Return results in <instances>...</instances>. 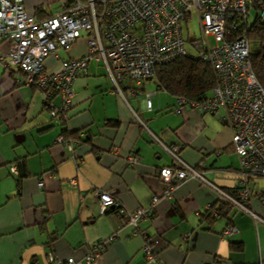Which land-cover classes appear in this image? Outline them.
<instances>
[{
	"label": "crops",
	"instance_id": "crops-1",
	"mask_svg": "<svg viewBox=\"0 0 264 264\" xmlns=\"http://www.w3.org/2000/svg\"><path fill=\"white\" fill-rule=\"evenodd\" d=\"M68 2L25 0V6L42 21ZM9 47L3 42L0 51ZM87 51L82 38L70 51L60 49L47 69L59 71L63 61ZM15 77L0 65V264H47L48 253L86 264L89 245L101 240L105 251L98 264H147L143 237L133 236L117 209L101 214L96 190L132 211L161 195L153 219L141 223L142 230L161 240L156 264H264V178L250 181L249 207L261 221L233 207L225 209L227 217L214 216L207 206L219 208L217 193L198 179L164 196L167 185L159 178L172 157L151 133L178 147L180 157L211 183L236 191L240 160L233 132L220 120L222 112L201 114L189 106L177 111L178 97L156 78L146 80L142 89L125 80L120 93L104 65L93 61L74 83L73 107L63 122L50 116L40 90L18 85ZM147 93H156L151 111ZM53 102L61 104L59 97ZM65 132L73 150L55 142ZM132 156L139 162L130 165ZM12 165L18 176L11 173ZM227 227L237 233L224 237Z\"/></svg>",
	"mask_w": 264,
	"mask_h": 264
},
{
	"label": "built area",
	"instance_id": "built-area-1",
	"mask_svg": "<svg viewBox=\"0 0 264 264\" xmlns=\"http://www.w3.org/2000/svg\"><path fill=\"white\" fill-rule=\"evenodd\" d=\"M253 10L256 14L251 22ZM194 15L200 21L201 38L193 37L187 42L183 25ZM258 19H264V0H70L62 12L42 21L27 10L25 0H0V45L3 42L10 45L7 52L0 51V65L16 74L18 85L40 90L50 116L66 122L73 107L74 83L87 73L93 61L104 65L120 93L125 80L142 89L146 80L156 78L159 66L179 58L192 56L206 62L216 81L211 96L203 100L179 97L177 111L189 106L201 114L223 113L220 120L232 130L233 147L240 160L239 186L234 193L217 187L180 157L178 147L165 145L151 133L154 141L172 157V165L159 171L160 180L167 185L164 196L171 195L172 189L182 182L198 179L217 193L218 202L228 203L261 221L249 207L253 196L250 181L264 178V89L252 68V42L247 36ZM82 38L88 42L83 57L63 61L59 71L47 69L45 61L50 56L57 55L60 49L70 51ZM155 94H146L149 111ZM56 97L61 98L60 106L53 102ZM55 142L69 150L75 146L63 135ZM138 162V157L129 158L130 165ZM10 171L19 175L16 165ZM94 193L100 213L117 209V215L133 228V236L143 237L142 252L147 264H156L161 240L142 230L141 223L153 219L161 195H155L147 207L132 211L108 192ZM207 209L219 216L212 204ZM235 233L237 229L227 227L223 236ZM105 242L89 245L83 261L98 264ZM46 262L82 264V260L60 259L53 253L47 254Z\"/></svg>",
	"mask_w": 264,
	"mask_h": 264
},
{
	"label": "trees",
	"instance_id": "trees-1",
	"mask_svg": "<svg viewBox=\"0 0 264 264\" xmlns=\"http://www.w3.org/2000/svg\"><path fill=\"white\" fill-rule=\"evenodd\" d=\"M251 26L248 29V38L260 42V48L251 53L252 68L257 80L264 89V19H258ZM156 79L159 86L166 92L187 100H203L211 96L216 85L209 64L192 56L182 57L169 64L159 66ZM63 136L68 137L66 132L63 133ZM217 206L219 207L220 217H227L225 209L232 208L230 204L225 202H218ZM231 245L236 250L242 249L239 244L232 243Z\"/></svg>",
	"mask_w": 264,
	"mask_h": 264
},
{
	"label": "rangeland",
	"instance_id": "rangeland-1",
	"mask_svg": "<svg viewBox=\"0 0 264 264\" xmlns=\"http://www.w3.org/2000/svg\"><path fill=\"white\" fill-rule=\"evenodd\" d=\"M256 11L253 10L251 11V18L250 21L253 22L254 21V17H255ZM183 31H184V38L185 40L188 42L191 38H196V39H200L201 38V25H200V21L199 18L194 15L192 19H190V21L186 22L183 25ZM211 42L213 43V39H211ZM252 42V52H255L256 50H258V48H260V42L259 41H255V40H251ZM189 47V46H188ZM190 50V52L192 53L193 51L190 49V47L188 48ZM53 56H50L46 61V65L48 64V61L52 58ZM60 98V97H59ZM61 100V98H60Z\"/></svg>",
	"mask_w": 264,
	"mask_h": 264
}]
</instances>
